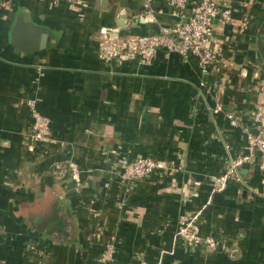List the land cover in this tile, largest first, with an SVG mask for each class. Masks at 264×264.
<instances>
[{"label": "crops", "instance_id": "0c3cea01", "mask_svg": "<svg viewBox=\"0 0 264 264\" xmlns=\"http://www.w3.org/2000/svg\"><path fill=\"white\" fill-rule=\"evenodd\" d=\"M218 1L232 19L215 22L217 62L204 85L194 55L99 58L102 27L158 33L174 21L168 0H152L155 20L143 0L0 7V264H105L109 242L108 264H264V176L245 130L264 107V0ZM31 100L55 138L34 148ZM141 156L177 170L124 183L122 162ZM70 162L79 186L63 167ZM194 214L216 247L175 236L179 218Z\"/></svg>", "mask_w": 264, "mask_h": 264}, {"label": "built area", "instance_id": "2783aa9c", "mask_svg": "<svg viewBox=\"0 0 264 264\" xmlns=\"http://www.w3.org/2000/svg\"><path fill=\"white\" fill-rule=\"evenodd\" d=\"M51 1L58 3L61 0ZM9 3L11 0H0V7H5ZM168 3L171 6V15L174 17V21L161 26L158 33L118 35L115 33V28L102 27L100 33L103 38L98 50L99 58L106 61L139 58L141 63L150 64L160 50H164L166 55L178 53L185 60L194 55L198 58L200 80L204 85L217 62L216 55L210 46L215 22L217 20L224 23L230 22L232 9L228 5L223 6L218 0H199L192 5L189 0H168ZM143 5L144 16L155 20L152 0H143ZM29 105L32 109L33 123L27 144L34 148L38 143L54 142L51 118L39 112L35 100H31ZM216 110H222V106L217 104ZM228 117L232 125H240L232 113L228 114ZM253 126L254 130L245 128L248 134V145L251 150L258 151L259 167L264 176V107L255 111ZM247 158L233 160L221 177V181L234 174L238 166L243 164ZM122 164V181L131 185H136L139 181L146 179L155 170L166 174H173L177 170L172 164L150 156L129 158ZM57 167L60 169V164ZM63 167L68 170L75 185L79 186L82 183L79 168L73 162L67 163ZM175 236L181 238L187 246L203 243L210 247H216L218 244V238L214 235L201 236L199 214L182 215L178 220ZM114 252V244L109 242L102 254V261L108 264L113 260ZM142 264H147V262L143 261Z\"/></svg>", "mask_w": 264, "mask_h": 264}, {"label": "water", "instance_id": "95a60500", "mask_svg": "<svg viewBox=\"0 0 264 264\" xmlns=\"http://www.w3.org/2000/svg\"><path fill=\"white\" fill-rule=\"evenodd\" d=\"M26 21H27V17H26ZM27 24H28V22H24V23L22 22V23H19V24L16 25L15 36H14V44L16 46H18V47H20L19 44H18V41H19L20 38L17 39L16 37H19V35L21 34V31L24 29V27L27 26ZM33 27H35L36 31H42L41 28H39L38 26H33Z\"/></svg>", "mask_w": 264, "mask_h": 264}]
</instances>
